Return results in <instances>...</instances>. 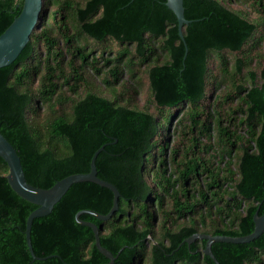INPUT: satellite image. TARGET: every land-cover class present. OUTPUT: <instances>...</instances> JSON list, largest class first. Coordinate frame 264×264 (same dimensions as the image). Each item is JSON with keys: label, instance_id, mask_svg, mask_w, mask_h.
<instances>
[{"label": "trees", "instance_id": "16d2710c", "mask_svg": "<svg viewBox=\"0 0 264 264\" xmlns=\"http://www.w3.org/2000/svg\"><path fill=\"white\" fill-rule=\"evenodd\" d=\"M166 3L44 0L37 23L48 11L49 21L14 64L0 69V130L29 184L49 189L89 173L105 146L98 177L120 191L119 210L107 221L81 220L99 226L114 264H214L205 241L181 244L195 234L250 235L256 212L264 214V64L252 67L261 60L264 0H184L193 21L184 28L187 55ZM22 8L23 0H0V36ZM88 41L121 50L97 59ZM226 54L237 57L232 63ZM143 70L156 113L137 105ZM88 71L110 96L93 86L83 92ZM8 174L0 158V264L109 263L76 215H107L110 190L75 184L50 215L36 219L34 252L51 258L33 261L25 231L37 206L11 189ZM212 250L220 264H264V233Z\"/></svg>", "mask_w": 264, "mask_h": 264}, {"label": "water", "instance_id": "95a60500", "mask_svg": "<svg viewBox=\"0 0 264 264\" xmlns=\"http://www.w3.org/2000/svg\"><path fill=\"white\" fill-rule=\"evenodd\" d=\"M44 0H23V8L20 15L7 28V30L0 36V69L14 64L24 49L31 40V36L36 31L37 27L43 25L49 18V11L47 12L45 20L38 26V18L42 11ZM167 7L174 13L178 20L179 36L182 39L186 55L188 54V46L184 38L185 26L191 24L193 21L186 19L184 0H167ZM105 150V146L98 149L92 157L91 169L86 174H74L58 181L53 187L49 189H42L35 187L28 183L21 158L13 145L4 137L0 130V158L5 161L9 167V174L7 175L8 183L11 189L24 200L37 206L27 219L26 222V240L27 246L32 256L33 261L43 260L47 258H39L36 256L31 240V231L33 222L38 218H43L50 215L56 204L67 194L70 188L78 183H94L103 188L110 190L114 195V203L111 211L107 215H102L91 210H83L77 213L76 221L82 225L93 230L97 249L109 260L107 264H114L117 257L104 248L100 239V228L98 225L91 222H84L81 220L83 215H90L100 221L110 220L119 210V200L121 193L116 186L104 181L98 177L96 167L97 157ZM255 228L250 235L243 237L231 236H212L208 234H195L186 239L182 244L192 245L197 240L206 242L204 255L210 257L214 264H220L213 253V245L215 243L228 244H249L254 242L264 233V214L260 215L259 211L254 216ZM120 252L118 253L119 256Z\"/></svg>", "mask_w": 264, "mask_h": 264}, {"label": "rangeland", "instance_id": "374dc122", "mask_svg": "<svg viewBox=\"0 0 264 264\" xmlns=\"http://www.w3.org/2000/svg\"><path fill=\"white\" fill-rule=\"evenodd\" d=\"M74 2H78L80 4H84L86 0H72ZM240 3L237 4L235 3L233 5L234 8H239L240 7ZM46 7V6H45ZM43 8V7H42ZM47 9H50V6L47 7ZM50 14V12H49ZM49 21V18L47 20V22ZM82 45H84L83 43H81ZM88 51L94 50V56L98 59L102 54H104L105 58H111L113 59L114 57L117 56V54L120 52L121 48L118 44L113 43V42H109L108 44L105 45H99L97 43H95L94 41H88ZM106 49V52H105ZM132 50V48H130ZM259 53L261 55V60L257 59L254 61L252 67L256 68L259 66V64H264V41L262 42V48L256 52V54ZM216 56V55H214ZM226 56L229 57L230 61L233 63L236 59L237 56L233 55V54H226ZM164 54H162V58L164 59ZM217 63V59L216 57H213V61H212V67L215 68ZM251 67V68H252ZM87 81L89 86H85L83 87V92L86 91V89H88V87L90 88L91 86L95 87L96 90H98L101 94L105 95V96H110V94L108 93L107 88L105 87V85L102 83L101 79L95 77L92 72L88 71L87 73ZM125 79H129L128 75L126 76ZM139 90L140 93L139 95L136 96V101H137V105L139 108L142 109H148L153 113H156V107L155 104L153 102V98L151 97V93H150V83H149V79L147 74L144 72V70L140 73L139 75ZM232 89V87L229 85L226 87H223V89ZM67 89H65L66 91ZM234 105H236V101L234 102ZM231 106V104H230ZM177 124L176 120L173 122V127H172V134L175 131V125ZM240 132H242L240 130ZM173 140H176V137H173ZM178 142V139H177ZM174 144V142L172 143ZM148 264V263H145Z\"/></svg>", "mask_w": 264, "mask_h": 264}]
</instances>
